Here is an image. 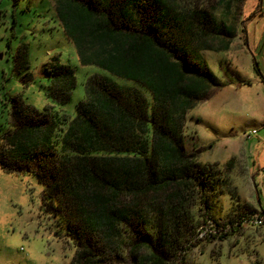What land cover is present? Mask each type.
<instances>
[{
	"label": "trees",
	"instance_id": "1",
	"mask_svg": "<svg viewBox=\"0 0 264 264\" xmlns=\"http://www.w3.org/2000/svg\"><path fill=\"white\" fill-rule=\"evenodd\" d=\"M198 1L52 0V19L71 42L75 60L71 56L62 62L58 54L41 68L54 105L42 112L12 106L14 128L0 143V167L34 174L49 199L47 208L61 218L62 213L70 215L64 222L76 243L86 240L90 246L76 252L85 259L81 264L105 259L116 247L120 223L133 229L144 225L132 203L117 206L120 191L135 194L170 184L183 190L193 184L217 188L210 178L218 171L185 153L180 128L187 112L220 84L200 50L216 42L227 51L235 23L224 16L217 20L213 8L199 7ZM243 1L229 0L227 8L240 10ZM18 54L20 58V49ZM253 68L260 75L255 59ZM79 73L84 77L82 96L68 109ZM227 191L233 195L236 189ZM169 198L178 204L182 199L177 192ZM177 206L169 210L171 231L159 229L155 237L147 233L141 242L131 243L130 264H167L168 255L175 264H186L207 220L186 245H179L182 215ZM254 216L264 221V210L231 216L229 226L208 220L214 232H206L204 240H222ZM141 248L150 250L139 255Z\"/></svg>",
	"mask_w": 264,
	"mask_h": 264
},
{
	"label": "rangeland",
	"instance_id": "2",
	"mask_svg": "<svg viewBox=\"0 0 264 264\" xmlns=\"http://www.w3.org/2000/svg\"><path fill=\"white\" fill-rule=\"evenodd\" d=\"M228 2L198 1L199 7L213 8L217 20L224 16L227 23H235V35L227 51L219 50L216 42L200 50L220 84L210 87L206 97L187 112L180 128L185 153L195 154L199 163L218 171V176L210 178L217 188L193 184L183 190L170 184L135 194L120 191L114 199L117 206L132 203L144 225H134L135 231L120 223V235L113 240L116 247L105 259L97 255L98 264H130L131 243L141 242L147 233L155 237L159 229L171 231L169 210L177 205L182 215L175 234L179 245L187 244V237L202 227L204 219L207 223L201 231L214 232L208 220L229 226L237 215L253 213L257 202L264 209V0H244L240 10L227 8ZM52 13V0H0V143L13 127L9 121L13 105L31 106L39 112L54 105L47 94L48 80L41 75L43 64L58 54L62 62L71 56L75 60L71 42ZM254 59L260 75L254 71ZM78 77L68 109L82 96L84 77L81 73ZM253 129L257 134L245 139L244 134ZM229 188L236 192L232 195ZM175 192L182 198L180 204L169 198ZM250 195L254 197L249 199ZM48 201L34 174L25 169L6 172L0 167V264L85 262L76 252L90 249L89 244L86 240L76 243L64 222L68 213L61 218L47 208ZM198 239L199 244L186 254V264H264V227L242 224L222 240ZM148 249L141 248L139 255ZM166 261L175 264L169 255Z\"/></svg>",
	"mask_w": 264,
	"mask_h": 264
},
{
	"label": "built area",
	"instance_id": "3",
	"mask_svg": "<svg viewBox=\"0 0 264 264\" xmlns=\"http://www.w3.org/2000/svg\"><path fill=\"white\" fill-rule=\"evenodd\" d=\"M255 135H256V130H254V129L253 130H249L248 132H246L244 134V138L245 139H250V138H252ZM248 224L253 226V227H261V226L264 225V221L261 218H259L257 216H254L248 221ZM204 234H206L205 231H200L198 236L204 237Z\"/></svg>",
	"mask_w": 264,
	"mask_h": 264
},
{
	"label": "crops",
	"instance_id": "4",
	"mask_svg": "<svg viewBox=\"0 0 264 264\" xmlns=\"http://www.w3.org/2000/svg\"><path fill=\"white\" fill-rule=\"evenodd\" d=\"M255 130V129H254ZM257 132L258 131H256V134H257ZM253 138V137H252ZM251 139V138H250ZM258 169H259V167H258ZM258 196V195H257ZM252 197H254L253 195H250V197H249V199H251ZM260 203L259 202H257L255 205H254V207H253V210H255V211H258V210H260V209H263L260 205H259ZM264 210V209H263ZM254 211V212H255Z\"/></svg>",
	"mask_w": 264,
	"mask_h": 264
}]
</instances>
